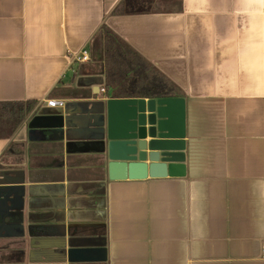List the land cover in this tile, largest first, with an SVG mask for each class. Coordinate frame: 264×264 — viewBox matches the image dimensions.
Instances as JSON below:
<instances>
[{"label": "crops", "instance_id": "0c3cea01", "mask_svg": "<svg viewBox=\"0 0 264 264\" xmlns=\"http://www.w3.org/2000/svg\"><path fill=\"white\" fill-rule=\"evenodd\" d=\"M122 1L0 0V101L37 102L0 138V264H264V0ZM104 25L182 90L183 176L110 178Z\"/></svg>", "mask_w": 264, "mask_h": 264}, {"label": "water", "instance_id": "95a60500", "mask_svg": "<svg viewBox=\"0 0 264 264\" xmlns=\"http://www.w3.org/2000/svg\"><path fill=\"white\" fill-rule=\"evenodd\" d=\"M107 103L108 169L112 180L185 174L186 152L181 140L184 126L180 127L184 125L185 116L183 98H112ZM30 127L32 133L46 127L63 131L64 117L39 114L32 119ZM0 192L9 193L6 188ZM1 197L0 211L4 212L8 208L4 207L7 197Z\"/></svg>", "mask_w": 264, "mask_h": 264}, {"label": "trees", "instance_id": "16d2710c", "mask_svg": "<svg viewBox=\"0 0 264 264\" xmlns=\"http://www.w3.org/2000/svg\"><path fill=\"white\" fill-rule=\"evenodd\" d=\"M152 5V0H143L142 7L137 0H123L114 13L151 12L154 10ZM100 36L101 53L99 57L94 55V59L100 62V73L105 77L104 87L112 98L138 99L146 93L154 99L184 95L170 78L109 27L104 25ZM36 104V101H0V138H10Z\"/></svg>", "mask_w": 264, "mask_h": 264}, {"label": "built area", "instance_id": "2783aa9c", "mask_svg": "<svg viewBox=\"0 0 264 264\" xmlns=\"http://www.w3.org/2000/svg\"><path fill=\"white\" fill-rule=\"evenodd\" d=\"M79 59L88 60L89 59L88 51L84 50L82 56L79 57ZM102 90L105 91V88H103ZM47 103H48V106H50V107H63V106H65V101L61 100V99H49ZM263 249H264V245H263Z\"/></svg>", "mask_w": 264, "mask_h": 264}]
</instances>
